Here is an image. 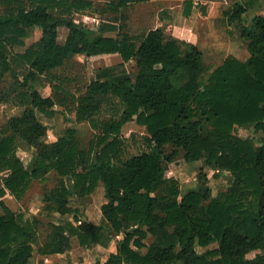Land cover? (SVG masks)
Here are the masks:
<instances>
[{
    "label": "trees",
    "instance_id": "16d2710c",
    "mask_svg": "<svg viewBox=\"0 0 264 264\" xmlns=\"http://www.w3.org/2000/svg\"><path fill=\"white\" fill-rule=\"evenodd\" d=\"M130 1L118 0L111 8ZM0 3V106L20 108L0 127V264H32L34 246L42 256L65 254L72 238L83 248L116 240L105 262L93 264H264L263 16L246 24V8L238 2L225 12L249 57H227L207 73L202 51L168 36L163 27L136 36L110 22L89 27L79 18L93 10L90 1ZM186 6L185 13L191 4ZM62 28L67 34L60 41ZM34 31L37 39L27 44ZM110 54L132 62L134 70L97 69L78 97L58 85L51 87L60 97H44L35 88L75 56ZM105 99H116L121 112L117 120L98 123L94 116ZM56 106L75 112L77 123L88 121L101 130L94 146L81 144L74 125L53 141L45 139L48 126L38 113L51 117ZM131 121L145 128L150 150L124 159L120 131ZM250 127L260 134L257 141L234 133ZM178 158L185 170L202 164L189 169L197 170L196 187L184 193L186 185L166 175V165ZM206 167L230 180L216 196ZM50 172L59 180L43 195L45 209L72 219L51 224L40 244V220L24 219L3 198L7 193L20 200L33 181ZM100 184L103 223L96 225L78 204Z\"/></svg>",
    "mask_w": 264,
    "mask_h": 264
},
{
    "label": "rangeland",
    "instance_id": "374dc122",
    "mask_svg": "<svg viewBox=\"0 0 264 264\" xmlns=\"http://www.w3.org/2000/svg\"><path fill=\"white\" fill-rule=\"evenodd\" d=\"M93 5V10L88 12V16H81V19L89 27H92L96 21L110 22L117 26L124 25V29L131 35H142L149 29L161 24L168 36L178 40L181 44L191 43L196 45L203 55V63L207 68V73L213 68L220 65L227 57H233L239 61L248 59L249 54L245 44L239 38L236 24H229L225 15L234 3L238 2L246 8L243 18L246 24H249L254 16L261 15L264 17V0H132L127 5L121 6L119 10H112V4L118 0H86ZM190 3L189 12L185 13L186 3ZM0 11L2 5L0 3ZM67 34L66 29H60L59 40L63 41ZM116 33L107 35L114 36ZM38 37L37 32H31L26 43L30 44ZM113 67L115 70H124L130 72L134 70L132 62L123 63L121 57L117 54L99 55L89 59L83 56H75L67 60L63 67L40 78L41 80L35 85L39 93L46 97L48 95L62 96L53 90L52 85L61 86L68 94L81 96L85 93V88L93 79L97 69ZM1 88V86H0ZM116 99L103 100L101 111L94 116L98 123L110 118L117 120L121 112V105ZM56 113L53 116H46L38 113L40 121L48 126L47 141L55 140L65 126L74 125L78 128V137L82 145H95L97 136L102 134L101 130L92 126L88 121L77 123L75 121V112H65L62 106H56ZM20 113L19 107L0 106V127L5 120L13 115ZM235 135L242 139L251 138L258 140L260 134L254 132L253 128H236ZM123 139V158L139 154L142 151H149L150 146L145 141L147 135L144 127L136 124L135 121L126 123L120 131ZM20 152V151H19ZM18 152V153H19ZM21 156V153H19ZM29 158L27 153L24 163ZM200 162H194L191 167L200 168ZM184 161L178 158L175 162L166 165V175L173 177L179 183L186 185L181 188L182 193L189 188L196 187L193 180L197 176L196 172L185 170ZM208 176L209 187L212 195L216 196L220 187L229 184V178L216 173L213 169L206 167L204 169ZM59 177L55 172H50L44 180L33 181L26 194L16 200L13 197H6L3 201L13 211L23 215L24 219L36 217L40 220L38 228V242L41 244L51 229V224H58L70 221L71 216H60L57 213L48 214L43 203V195L46 191L53 189L58 183ZM65 181L71 188L73 181L66 178ZM1 186V183H0ZM10 196V195H9ZM105 201L103 186L100 184L96 190L88 197L84 198L78 204L85 214V219L99 225L102 224L100 206ZM72 206L76 203L72 199ZM2 210L0 208V214ZM118 239V238H117ZM151 241L149 236L147 243ZM72 243V244H71ZM116 240H113L108 247L94 245L90 248L78 247V241L75 238L70 240V250L62 255L42 256L37 252L34 246V259L32 264H66L74 261L77 264H93L96 260L104 262L109 253L115 251ZM215 247L214 245L210 248ZM201 251L200 247H197ZM255 252L250 253L247 257H254Z\"/></svg>",
    "mask_w": 264,
    "mask_h": 264
},
{
    "label": "crops",
    "instance_id": "0c3cea01",
    "mask_svg": "<svg viewBox=\"0 0 264 264\" xmlns=\"http://www.w3.org/2000/svg\"><path fill=\"white\" fill-rule=\"evenodd\" d=\"M157 27H162V25L161 24H157ZM157 27H155V28H157ZM153 29V28H152ZM6 197H11V196H9L8 194L5 196V198ZM72 244V243H71ZM80 245L78 244V247H79ZM80 248V247H79ZM69 252L71 253L72 251L71 250H69ZM57 255H62V254H57ZM107 259V258H106ZM101 262V261H100ZM105 262V261H104ZM104 262H101V263H104ZM72 263L73 264H77V263H75L74 261H72Z\"/></svg>",
    "mask_w": 264,
    "mask_h": 264
}]
</instances>
